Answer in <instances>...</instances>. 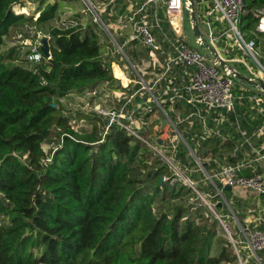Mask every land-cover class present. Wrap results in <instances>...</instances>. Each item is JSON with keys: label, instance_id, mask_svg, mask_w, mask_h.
Wrapping results in <instances>:
<instances>
[{"label": "trees", "instance_id": "obj_1", "mask_svg": "<svg viewBox=\"0 0 264 264\" xmlns=\"http://www.w3.org/2000/svg\"><path fill=\"white\" fill-rule=\"evenodd\" d=\"M25 1L0 0V264H235L228 245L211 254L216 219L200 221L194 206L156 212L157 203L192 192L163 181L171 176L166 164L156 163L143 181L140 171L150 167L148 160L134 167L137 139L132 145L135 138L117 126L106 133L93 114L68 115L63 99L113 82L111 58L91 25L50 27L58 2L32 0L43 6L35 19L15 12ZM254 7L264 0H250ZM245 20L246 29L254 26L251 14ZM34 21L49 26L43 35L52 59L27 68L18 47H4L14 30ZM73 120L87 121L91 133L76 131ZM49 142L58 144L55 153L45 151ZM258 256L264 263V253Z\"/></svg>", "mask_w": 264, "mask_h": 264}, {"label": "built area", "instance_id": "obj_2", "mask_svg": "<svg viewBox=\"0 0 264 264\" xmlns=\"http://www.w3.org/2000/svg\"><path fill=\"white\" fill-rule=\"evenodd\" d=\"M86 1L92 7L93 22L104 25L117 49L105 53L111 58L113 82L95 88L84 97L88 102L82 111L103 119L106 133L117 126L148 147L169 167L171 176L165 181L169 180L173 186L187 185L205 201L203 196H223V189L228 186L250 189L264 197V170L254 168L257 164L264 168V142L256 145L252 141L264 139V7L250 9V0H142L138 7L132 6L122 13L115 8L117 0H102L99 5ZM160 4L164 13L159 10ZM15 12L21 13L17 8ZM203 13L207 18L206 31L200 29L201 36L195 37L191 15L195 14L198 20ZM104 14L108 16V24L102 18ZM249 14L255 24L246 29L245 19ZM216 23L227 24L228 29L221 33ZM62 24L65 28L79 26L77 21H63ZM111 31L120 36L128 32L125 45L140 41L147 49L146 57L135 53L131 60ZM225 34L234 40V48L251 57L259 68L258 73L255 74L245 60L227 58L231 53L227 42L223 47L225 54L222 53L220 47ZM44 36L50 44V37ZM44 36L41 32L32 34L33 43L22 57L25 64L52 59L51 49L49 56L41 51ZM242 62L253 77L246 78L239 71L237 65ZM239 75L248 81L240 80ZM237 91L242 95H237ZM103 101L107 103L105 108L101 105ZM247 106L255 113L254 117L243 113ZM242 116L248 122L253 121L251 136L242 127ZM155 120L159 123L154 127V135L144 136L142 131ZM162 120L166 121L163 130ZM71 124L75 129L76 120ZM186 128H195L192 140L196 147L217 140L221 152H208L205 158L200 157L183 135ZM225 129H232L234 137ZM65 136L70 135L63 134L61 138ZM182 144L186 146L184 159L178 152ZM229 144L233 146L228 150ZM54 146L53 153L58 144ZM247 148L254 155L245 152ZM189 159L195 163V169L186 166ZM51 160L48 157L46 162ZM195 173L203 174L217 193L211 196L200 192V183L193 178ZM217 218L230 236L238 264H249L251 257L264 264L258 256L264 253V215L261 211H249L244 222L238 221L243 237L239 240L233 237L223 215L218 214ZM252 222L255 223L253 227Z\"/></svg>", "mask_w": 264, "mask_h": 264}, {"label": "rangeland", "instance_id": "obj_3", "mask_svg": "<svg viewBox=\"0 0 264 264\" xmlns=\"http://www.w3.org/2000/svg\"><path fill=\"white\" fill-rule=\"evenodd\" d=\"M48 1L50 3H55L58 0H48ZM60 1L62 3L60 5L59 12H58L55 20L52 22V25L50 27H65L62 25L63 21L68 22L71 19H72V21H77L79 23V26H77V27H86L87 25H91L94 32L98 35V37L100 39V42L102 45L101 49H102L103 53H111V51L117 49V46L113 45L114 43H112L111 36L106 31L104 25L102 23L101 24L100 23L99 24H93L92 23L93 19H94V16L90 11V9L92 7H90L89 3L86 0H60ZM206 1H208V0H206ZM94 3H96V5H99L98 2H94ZM201 5L204 6V4L202 2H201ZM23 6H24V8L20 9V7H23ZM202 6H200L201 10H203ZM41 7H43V6H41V4H38L36 1L26 0L23 5H17L15 8H17V11L19 10L21 13H24L28 17H31L34 15L35 19H36L39 16L37 11ZM64 7H70V8L72 7V9H67ZM159 10L161 13H164V7L162 6V4L159 5ZM102 18L105 21V23L108 24V21L106 19V15H103ZM186 20H187V24H189V20L188 19H186ZM198 20H199L198 22H199L200 29L206 31L205 21L207 20V18H205L204 13L202 15H200V17H198ZM48 27L49 26L39 28L38 25L34 21V23H32L31 25L25 24L22 27L18 28L17 30H14L11 33L10 37L7 39L6 45L4 47L5 53H8V51L13 47H18L21 55H20V53H18L17 58H19V62L21 63V59H23L22 54L25 55L29 46L33 43L32 34H35V32L39 30V31L43 32L42 33V35H43L44 33H46V28H48ZM219 29H220L221 33L225 32L228 29V25L227 24H220ZM111 32L114 35V37L117 39L119 44L121 46H123V50L125 51L126 55L131 60H133L135 53L138 54L140 57H146L147 49L143 46V44L140 41L137 43H128L125 45V43L128 41V37H129L128 32H124V36L116 35V33L114 31H111ZM224 36L225 37L223 38V41H222L221 47H220L221 48L220 50L222 51V53L225 54L223 47L225 46V44L227 42L230 46V49H231L230 55H226L227 58L238 59L241 61L245 60V62L248 63L249 66L253 69V72L255 74L258 73L259 68L256 66L255 62L251 59V57L248 55H245L244 53H242L237 48H234V40L233 39L230 40V38H229L230 36L228 34H225ZM193 38H194V35H193V33H191L190 39L192 40ZM193 42H194V40H193ZM15 63H17V62H15ZM25 66L27 68H34L35 64H26ZM237 66L239 67V71H241V73L243 75H245L246 78L254 76L249 72V69L247 68V66L243 62L238 64ZM237 82L240 83L241 81H237ZM236 94L239 96L242 95V93L239 91H237ZM243 96H246V95L244 94ZM87 99H83V98H79V97H67V98L62 100V104L65 107L68 115H70V116L77 115L78 116V112L82 111L84 106L88 102ZM237 102H239V101H237ZM101 105H102V108L107 107V103L105 101H103ZM246 113L248 115H251V116L253 115V113L250 111H246ZM158 123H159V121H151L149 123V126L146 128V130L142 131L144 136L148 137L150 135H154V127ZM75 126H76L75 129H77V130H81L87 134L91 133V131H90L91 126L89 125V123L87 121L76 123ZM194 133H195V128H192V129L186 128L185 131H183V135H184L185 139L188 141V143L191 145V147H193L195 150H197V154L200 157H204L207 152H212L214 154H218L221 152V151L215 150V148L212 147L209 144V142H203L201 144V146L196 147L195 142L192 140V136ZM248 136H251V134L249 133ZM58 138H60V137L56 135L54 137L53 141L56 142ZM252 141L254 143L258 144L257 140L252 139ZM134 144H139L136 139H133L132 145H134ZM140 147H142V150L135 157V162H137L138 164H136L134 167L141 170L143 168L142 161L148 160V165L150 168L147 171H145V170L140 171L139 170L140 171V179H142L144 181V179H147L149 177V174H151V173L153 174L155 164L159 163L162 165V161L160 160V158L156 154H154L144 144H142ZM53 148L55 149L56 146H54L50 142L48 145H45V151L47 153H50L52 151L51 149H53ZM202 148H203V151H202ZM178 152L180 155L183 153H186V146L184 144L179 145ZM161 165H158V166H161ZM186 166L188 168L195 169V163L193 162L192 159H189V161L187 160ZM209 169H211V168H209ZM193 178L200 183V187H198L200 192H202L204 194H209L211 196H213L217 193V190L213 186V184L210 181H205L206 177L203 174L195 173L193 175ZM163 181H165V178L163 179ZM207 184H208V187H206ZM143 185H145V183L142 184L141 186H143ZM151 186L154 188L153 183L151 184ZM176 191H179V189H176ZM181 195L182 196L175 201L171 200V201H167L166 203H160V204L157 203L155 205L156 212H159L160 210H162V208H164L163 211H168L171 214V213H174V211H176V209L180 206H186L189 208L194 206L195 210H193V213L195 216L201 217L200 221L207 222L208 225H211L213 223V221H215V219L218 221V225H217L218 235L215 239V247H214L215 250H213L211 254L212 255L219 254L220 251L223 249V247L228 245L229 246L228 249L230 251H232L234 256H235V251L232 247L230 236L227 233V231L225 230V228L222 226L221 222L218 220L217 215L218 214L223 215L225 222L228 225V227L230 228L231 233L235 239H237V240L243 239V237L240 236L241 235V229H240V226L238 224V220L240 222H243L244 216L239 213L241 205L240 204H239V206L236 205V203H241V200L239 198L238 199L235 198L232 191H225L223 196H217V197H212V198L203 196L206 199V201L203 200L202 197L199 194H197V192L193 189H192V192H190V193H188L186 190H184ZM217 200L224 202L223 203L224 206H223V208L219 209V212L217 211V208H216V205L218 203ZM196 207L199 208L198 212H196ZM259 254L261 256H263L262 252H260ZM245 257H246V255H245ZM235 264H238L237 261ZM250 264H258L256 257H254L250 260Z\"/></svg>", "mask_w": 264, "mask_h": 264}, {"label": "crops", "instance_id": "obj_4", "mask_svg": "<svg viewBox=\"0 0 264 264\" xmlns=\"http://www.w3.org/2000/svg\"><path fill=\"white\" fill-rule=\"evenodd\" d=\"M58 3H59V5H61V1H57ZM94 2H98V4H101V2H102V0H94L93 1V3ZM142 2V0H117V2H116V5H115V8L119 11V12H122V13H125V12H127L128 11V9H131V7L132 6H134L135 8L136 7H138V5L140 4ZM94 4H96V3H94ZM64 8H67V9H72V7L70 8V7H64ZM111 7H108V9H110ZM104 15H106V14H104ZM107 15H106V19H107ZM70 21H72V19L70 20ZM69 21V22H70ZM217 27H219V25H220V23H216L215 24ZM88 26V25H87ZM80 98V97H79ZM243 113H245L246 111H250L249 110V107L247 106V107H244L243 108ZM250 112H252V111H250ZM253 113V115L251 116V115H249L250 117H254L255 116V113L254 112H252ZM243 118V119H242ZM242 118H241V120H242V127H243V129L249 134H251L252 133V131H253V121L251 120V121H246V119H245V116H242ZM156 121V120H155ZM226 131H228L229 133H230V135L232 136V134H233V131H232V129H225ZM232 137H234V136H232ZM255 140H257V139H255ZM258 141V144H256V145H259L261 142H264V139H261V140H257ZM209 142V144L212 146V147H214L215 148V150H217V151H220V149L218 148L219 147V142L217 141V140H211V141H208ZM239 143H241V141H239ZM232 146H233V144H229L228 146H227V148L226 149H231L232 148ZM202 151H203V148H202ZM243 152H244V150H243ZM245 152H247V153H249L250 155H254L253 153H252V151L250 150V149H246L245 150ZM208 153V152H207ZM207 153L205 154V156L204 157H202V158H205L206 157V155H207ZM255 169H257V170H264V168H260V167H258V164L254 167ZM252 171H250V173H251ZM232 192H233V194H234V197L235 198H239L240 200H241V203H236V205L237 206H239V204L241 205V208H240V210H239V213L240 214H242L244 217V220H243V222L248 218V214H249V211H255V212H259V211H261L262 213H263V215H264V197H259V196H257L252 190H250V189H243V188H240V187H234V188H232V190H231ZM240 202V201H239ZM236 215V214H235ZM239 221V220H238ZM240 222V221H239ZM242 223V222H241ZM251 226L253 227V226H255V223H251ZM214 250H215V248H214ZM252 258H254V257H251L250 259H249V264H250V260L252 259ZM260 258V257H259ZM264 261V260H263ZM259 264V263H258Z\"/></svg>", "mask_w": 264, "mask_h": 264}, {"label": "water", "instance_id": "obj_5", "mask_svg": "<svg viewBox=\"0 0 264 264\" xmlns=\"http://www.w3.org/2000/svg\"><path fill=\"white\" fill-rule=\"evenodd\" d=\"M191 19H192V22H193V33H194L195 37L201 36V31H200V28H199V23H198V20H197L196 15L195 14H192L191 15ZM41 43H42L41 51L43 52V54L45 56H49L50 44H49L48 37H46V36L42 37L41 38ZM238 78L240 80H246V81H248V79L244 78L241 75H239ZM262 87L264 89V84H262ZM165 124H166V121L165 120H162V130H163V126H165ZM205 166H207V164H205ZM223 190L224 191H231L232 190V187L228 186V187H225ZM222 206H223V202H218L217 205H216V208L217 209H220V208H222Z\"/></svg>", "mask_w": 264, "mask_h": 264}]
</instances>
